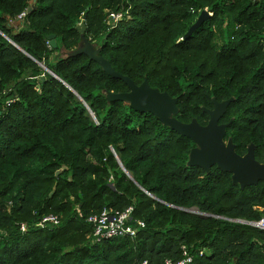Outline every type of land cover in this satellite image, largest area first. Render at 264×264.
I'll list each match as a JSON object with an SVG mask.
<instances>
[{"label": "trees", "instance_id": "16d2710c", "mask_svg": "<svg viewBox=\"0 0 264 264\" xmlns=\"http://www.w3.org/2000/svg\"><path fill=\"white\" fill-rule=\"evenodd\" d=\"M84 39L176 98L181 122L205 125L203 107L232 98L224 139L264 162V0H0V264H165L184 250L192 264H264V229L237 221L264 216V181L188 165L194 141L108 99L129 87L77 52ZM128 206L144 226L95 242L88 217Z\"/></svg>", "mask_w": 264, "mask_h": 264}, {"label": "water", "instance_id": "95a60500", "mask_svg": "<svg viewBox=\"0 0 264 264\" xmlns=\"http://www.w3.org/2000/svg\"><path fill=\"white\" fill-rule=\"evenodd\" d=\"M30 9L31 7L28 8V11ZM209 15L210 13L206 9L202 10L196 21L189 27L185 36L187 37L193 33ZM85 18L86 13L83 14V20ZM77 29L81 31L85 29L83 21L79 23ZM48 39L49 44L55 47V35H49ZM77 52L87 54L90 58L97 61L108 74L122 79L128 85L129 90L127 92H108V99L124 100L136 110L152 112L162 123L169 125L180 134L186 135L194 141L195 147L190 151L188 165H197L205 171L216 165L218 169L229 172L232 182L239 184L241 188L264 181V162H259L255 159L253 145H249L248 151L240 155L235 151L232 139H224L226 127L232 120L228 123H220L219 118L226 111L227 105L232 98L220 102L212 98L213 108L203 107L209 115L208 122L205 125L199 124L195 118L190 122L184 123L175 117L178 113L177 99L171 97L166 91L162 92L157 88L151 87L146 78L141 84L137 85L128 76L115 71L109 61L99 55L98 50L87 39L83 40L82 44L77 48ZM41 65L53 74L44 64L41 63ZM53 75L55 76V74ZM187 211L191 210L187 209ZM237 221L257 226L255 222Z\"/></svg>", "mask_w": 264, "mask_h": 264}, {"label": "built area", "instance_id": "2783aa9c", "mask_svg": "<svg viewBox=\"0 0 264 264\" xmlns=\"http://www.w3.org/2000/svg\"><path fill=\"white\" fill-rule=\"evenodd\" d=\"M24 13H21V17ZM120 14H110V17L118 18ZM134 208L128 206L123 210L109 211L106 208H103L98 213L92 214L88 217V221L92 225V237L95 242H102L107 239H111L117 236L127 235L133 237L138 227H143L144 222L142 220H134L136 227L128 223L132 220V213ZM47 221H52L57 223L58 218L56 215L49 214L44 216L41 219V224H45ZM259 228L264 229V216L255 222ZM21 229L24 230V225L21 226ZM202 254V252H200ZM264 254V250H263ZM193 257L187 253L186 250L183 251V258L178 261L166 260L165 264H192ZM142 264H148L147 261H143Z\"/></svg>", "mask_w": 264, "mask_h": 264}, {"label": "rangeland", "instance_id": "374dc122", "mask_svg": "<svg viewBox=\"0 0 264 264\" xmlns=\"http://www.w3.org/2000/svg\"><path fill=\"white\" fill-rule=\"evenodd\" d=\"M145 92V91H144ZM149 100H150V96H149Z\"/></svg>", "mask_w": 264, "mask_h": 264}]
</instances>
